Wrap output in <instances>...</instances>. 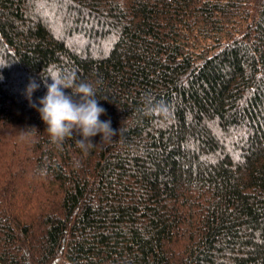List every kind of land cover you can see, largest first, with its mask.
Instances as JSON below:
<instances>
[{
    "label": "trees",
    "instance_id": "trees-1",
    "mask_svg": "<svg viewBox=\"0 0 264 264\" xmlns=\"http://www.w3.org/2000/svg\"><path fill=\"white\" fill-rule=\"evenodd\" d=\"M49 71L115 142L51 143ZM0 264H264V0H0Z\"/></svg>",
    "mask_w": 264,
    "mask_h": 264
},
{
    "label": "clouds",
    "instance_id": "clouds-1",
    "mask_svg": "<svg viewBox=\"0 0 264 264\" xmlns=\"http://www.w3.org/2000/svg\"><path fill=\"white\" fill-rule=\"evenodd\" d=\"M40 81L47 92L39 98L38 103L32 101L33 93L41 86L35 78L29 79L24 95L30 106L40 114L51 143L59 146L66 139L75 138L77 147L86 152L97 145L115 142L113 137L120 134V129L111 127L110 118L100 119L106 114V109L98 104V89L94 83H77L74 77H65L52 71L47 75L40 74ZM65 89L71 92L66 94ZM97 134H101L100 143L94 144L91 138Z\"/></svg>",
    "mask_w": 264,
    "mask_h": 264
}]
</instances>
